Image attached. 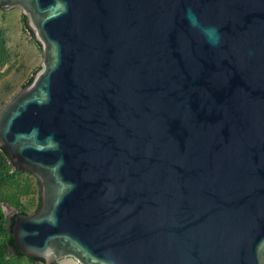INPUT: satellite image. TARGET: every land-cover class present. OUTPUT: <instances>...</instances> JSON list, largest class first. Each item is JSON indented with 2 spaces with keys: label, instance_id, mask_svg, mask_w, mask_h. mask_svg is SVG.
Listing matches in <instances>:
<instances>
[{
  "label": "water",
  "instance_id": "water-1",
  "mask_svg": "<svg viewBox=\"0 0 264 264\" xmlns=\"http://www.w3.org/2000/svg\"><path fill=\"white\" fill-rule=\"evenodd\" d=\"M42 59L0 110L45 264H264V0H0Z\"/></svg>",
  "mask_w": 264,
  "mask_h": 264
},
{
  "label": "rangeland",
  "instance_id": "rangeland-1",
  "mask_svg": "<svg viewBox=\"0 0 264 264\" xmlns=\"http://www.w3.org/2000/svg\"><path fill=\"white\" fill-rule=\"evenodd\" d=\"M42 53L32 34L25 26L24 16L19 7H0V110L25 86L38 70ZM6 163L0 153V164ZM39 187L31 173L10 168L0 178V209L6 217L15 212L32 214L39 208ZM9 232L0 230V264H41L29 256H16L3 251ZM57 264H80L74 258H65Z\"/></svg>",
  "mask_w": 264,
  "mask_h": 264
},
{
  "label": "trees",
  "instance_id": "trees-1",
  "mask_svg": "<svg viewBox=\"0 0 264 264\" xmlns=\"http://www.w3.org/2000/svg\"><path fill=\"white\" fill-rule=\"evenodd\" d=\"M24 22H25V17H24ZM25 26H26V24H25ZM26 28L29 31V33L32 34V32L28 29L27 26H26ZM32 79L33 78L31 77L28 83H30L32 81ZM0 153L2 155H5V158H6V163L4 165L0 164V178L4 177L5 174L7 173V171H9L10 168H14L15 170L18 171V167L14 163V161L11 159V155H10L9 151L7 149H5V148H1L0 149ZM37 185L39 187V182L38 181H37ZM40 202H41V199L39 198V205H40ZM20 214H26V213L25 212H15L11 216L6 217L4 215V213H3V211L0 209V230H4L5 228H7V230H8V227L10 226V220L11 219L13 220V225H12V228H13L14 219ZM2 250L3 251H8L9 253H12V254H14L16 256H24V254L17 247V245L15 243V239H14V237L12 235V232H9V236H8L7 241L4 244ZM0 253H2V251H0ZM31 259L36 261L37 263L45 264V261L43 259H39V258H31ZM54 264H57V263H54Z\"/></svg>",
  "mask_w": 264,
  "mask_h": 264
}]
</instances>
